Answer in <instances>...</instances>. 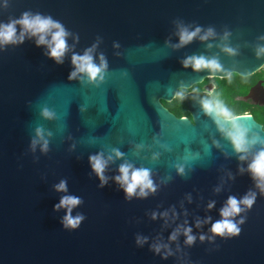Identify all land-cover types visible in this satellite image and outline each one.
Segmentation results:
<instances>
[{"label":"water","instance_id":"water-1","mask_svg":"<svg viewBox=\"0 0 264 264\" xmlns=\"http://www.w3.org/2000/svg\"><path fill=\"white\" fill-rule=\"evenodd\" d=\"M25 13L61 24L68 51L58 64L37 44L54 28L31 35L16 23V42L0 41V264H264V192L250 169L264 121L227 116L206 91H189V114L166 102L264 63V0H0V25ZM182 31L196 35L181 44ZM93 45L103 78L69 79L73 53ZM97 153L112 157L103 185ZM122 163L148 169L154 191L129 198L115 179ZM253 193L251 207L222 215L230 197ZM65 197L79 203L57 207ZM223 220L238 232L214 233Z\"/></svg>","mask_w":264,"mask_h":264},{"label":"clouds","instance_id":"clouds-1","mask_svg":"<svg viewBox=\"0 0 264 264\" xmlns=\"http://www.w3.org/2000/svg\"><path fill=\"white\" fill-rule=\"evenodd\" d=\"M19 23L23 26L25 30L31 33V35H38L40 33H44L51 28L56 29L55 32L51 34V40L46 41L44 35H39V39L37 40V44L48 43L49 51L48 55L50 58L54 59L56 63H63V57L68 51V45L66 42V37L69 33L63 28L61 24L58 22L52 21L51 18H41L36 16L35 18H29L28 14L25 13L23 18L19 21H13L7 25H0V41L3 42H16L14 40L16 29L15 24ZM199 31V29H197ZM23 32L20 36V42L23 41ZM196 35V32H187L182 31L180 33V42L181 44L189 42L193 36ZM203 38V37H202ZM118 46V45H117ZM95 45L85 50L83 55H79L73 53L71 57V63L73 65V71L69 75V79L75 78L78 74H84L88 77L90 81L95 80L97 77L103 78V71L107 67V63L105 57L101 53L99 55V63H96L93 57V52L95 49ZM230 51V50H229ZM264 51V49H261ZM259 54V53H258ZM188 65V61H185V66ZM211 67L216 68L218 65L215 61L206 62L203 58H194V67L197 69L201 67ZM203 107L205 110L211 112L213 109L212 102L208 100L202 101ZM216 106L219 107V110L224 114H228V110L223 107V105L217 101ZM43 115L45 117H51L52 113H50L47 109L43 111ZM37 135H41V130L37 129ZM35 144L36 141H33ZM236 147L239 148V141H236ZM42 150H47V141L42 145ZM122 154L120 152H116V156L119 157ZM112 157L109 156L107 159L104 158L102 153H97L89 156V164L96 175L101 180V185L107 182V178L104 175L107 163L111 160ZM250 169L253 171L254 178L257 179V186L260 187L261 191L264 192V151H261L254 161L252 165H250ZM120 175L116 176L115 179L118 183L121 184V187L124 188L127 196L130 198L131 196L136 194V190L140 189V195H147L145 189H151L154 191V185L151 180L150 171L145 168H136L131 163H122L118 169ZM65 182L61 181L59 185H57L58 190H64ZM255 194H251V196H246L242 201L238 202L235 198H229L228 207L222 210V215L224 217L231 216L233 214H238L241 211L239 207L240 203L251 207L254 202ZM79 203V200L74 197H65L61 199L60 206L64 205H76ZM83 219V217L72 218L71 216H66V226L76 227L78 226L79 221ZM227 230L230 233L238 232V228L234 223L229 220H223L217 222L213 225L212 231L217 234L223 235V233ZM192 240V237H189V241Z\"/></svg>","mask_w":264,"mask_h":264},{"label":"flooded vegetation","instance_id":"flooded-vegetation-1","mask_svg":"<svg viewBox=\"0 0 264 264\" xmlns=\"http://www.w3.org/2000/svg\"><path fill=\"white\" fill-rule=\"evenodd\" d=\"M228 82H234L235 84L232 100H238L245 106L242 113H255L256 117L264 121V63L247 75L230 73L226 76H205L201 81L187 88L177 89L174 97L180 98L184 104L189 99V91L200 90L209 92L223 105L222 98H224L226 87L229 86ZM185 110L187 111L186 107ZM238 114L241 113H232L228 116Z\"/></svg>","mask_w":264,"mask_h":264},{"label":"trees","instance_id":"trees-1","mask_svg":"<svg viewBox=\"0 0 264 264\" xmlns=\"http://www.w3.org/2000/svg\"><path fill=\"white\" fill-rule=\"evenodd\" d=\"M228 85L229 86L226 87V92H224V98H222L223 107L228 110L227 116L232 113L234 114L242 113L243 109H245V106L241 104V102L238 100H234V101L232 100V96L234 95V91H235L233 87H235V84L234 82H230V83L228 82ZM215 101L217 102L216 98H215ZM166 102L170 106H172L179 114H188L180 98L175 96L170 101H166Z\"/></svg>","mask_w":264,"mask_h":264}]
</instances>
